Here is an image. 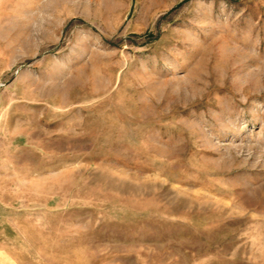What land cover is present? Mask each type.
I'll return each mask as SVG.
<instances>
[{
	"label": "rangeland",
	"instance_id": "1",
	"mask_svg": "<svg viewBox=\"0 0 264 264\" xmlns=\"http://www.w3.org/2000/svg\"><path fill=\"white\" fill-rule=\"evenodd\" d=\"M0 264H264V0H0Z\"/></svg>",
	"mask_w": 264,
	"mask_h": 264
}]
</instances>
